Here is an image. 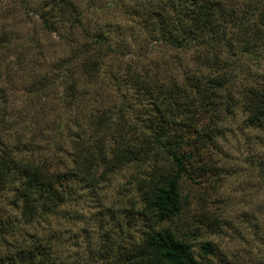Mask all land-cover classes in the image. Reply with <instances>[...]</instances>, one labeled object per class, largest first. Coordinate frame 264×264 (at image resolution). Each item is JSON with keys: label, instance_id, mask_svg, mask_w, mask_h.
Returning a JSON list of instances; mask_svg holds the SVG:
<instances>
[{"label": "trees", "instance_id": "1", "mask_svg": "<svg viewBox=\"0 0 264 264\" xmlns=\"http://www.w3.org/2000/svg\"><path fill=\"white\" fill-rule=\"evenodd\" d=\"M57 1L40 7L41 32L34 36L22 41L10 29H0V264H85L78 239L95 262L203 264L188 241L197 233L181 239L165 225L190 205L189 195L182 194L183 181L198 186L214 175V166L201 159L206 147L201 143L204 137L197 136L200 121H189L192 106H201L206 116L213 114L208 108L212 97L202 99L209 88L201 68L185 67L181 81L168 67L170 62L150 58L153 48L136 51L123 62L127 71L105 75L116 87L112 90L116 98L107 89L110 105H105L104 91L99 95L97 84L90 86L82 76L93 81L99 77L92 73L96 68L92 65H99L92 53L96 50L103 61L113 58L114 43L107 32L86 26L83 13L76 17L79 21L73 19L69 27L61 28L56 20L69 21V14L66 0ZM3 2L0 23L14 11L12 3L27 4ZM174 2L157 10L150 35L168 46L170 60L181 66L184 56L177 53L202 48L194 53L195 60L224 78L232 59L242 58L235 40L257 44L263 36L254 34L253 27L262 24L264 0ZM58 44L67 54L49 59L47 53ZM124 46H119L122 58L127 57ZM224 53L232 63L220 59ZM81 59V71L86 69L82 74L77 70ZM77 104L91 108L90 121L85 112L75 110ZM68 111L75 113L73 120ZM250 118L257 127L264 122V87L255 93ZM50 127L56 131L46 133ZM128 167L135 169L140 205L123 212L110 209L113 226H101L97 233L92 219L83 222L86 218L78 206L87 191L89 202H99L111 175ZM126 212L125 228L119 218ZM203 225L212 227L209 221ZM252 228V245L264 244V225L253 212ZM95 232L101 242H94ZM62 239L73 247L67 254L59 248ZM200 249L204 256L216 253L212 242ZM256 261L264 264V252L256 254Z\"/></svg>", "mask_w": 264, "mask_h": 264}, {"label": "rangeland", "instance_id": "2", "mask_svg": "<svg viewBox=\"0 0 264 264\" xmlns=\"http://www.w3.org/2000/svg\"><path fill=\"white\" fill-rule=\"evenodd\" d=\"M167 1L174 0H66L65 9L69 14V21L62 18L56 21L61 28H67L72 24L71 20L79 21L76 17L83 13V22L86 26L110 35L114 48L117 50L113 58L110 56L103 61L94 54L96 50L93 51L92 55L96 56L94 60L99 62V65H92L96 67L95 72L92 73L94 77L99 74V77L94 78L93 81L82 76L90 86L97 84L95 90L99 95L100 91H104L105 105H110L108 88L116 98V93L112 91L116 87L108 82L105 75L127 71L129 68L125 66L126 63L123 65V62L128 61L132 53L136 51L153 48L150 58L153 61L170 62L168 67L175 69L181 81L184 78L185 67L187 71L201 68L202 77H204L202 81L209 88L205 90V96L202 99L212 97L214 103L211 106L209 104L208 108L213 110V114L206 116L201 106H192L189 121L194 123L200 121L197 136L204 137L205 142L201 143L206 147L202 150L201 159L206 164L214 166V175L211 181L198 186L188 180L183 181L182 194L189 195L190 205L180 217L165 225L181 239L186 237L187 233H197L196 237L188 238V241L192 244L196 257L203 264H261L256 261V254L260 251L264 252V244L257 241L252 245V239L255 238L252 212L262 220L264 225V122L259 127L254 126L250 117L255 93L264 87V17L261 18V28L253 27L254 34L263 35L262 38L257 44L252 42L240 44L236 39L235 48L242 58L232 59L233 64L227 70L229 74L224 75V78H217L215 76L217 74H213L215 69L205 68L204 64L195 60L197 57L194 53L201 51L202 48L193 47L185 54L177 53L181 57L184 56L183 66H181L178 61L170 60L172 50L168 46L153 40V36L150 35L153 27L150 25L157 10L167 7ZM179 1L175 0L174 3ZM6 2L7 0H4L3 5ZM26 3L24 6L12 3L11 7L13 6L14 11L8 14L5 22L0 23V29H10L11 34L22 41L26 36H34L36 31L41 32V28H38L39 14L42 11L40 7L44 4L57 5L59 2L57 0H26ZM246 31L249 33L248 29ZM251 34L248 40L252 39L253 33ZM122 44L125 45L123 49L127 54L125 58L118 54L122 50L119 48ZM65 54L67 50L58 44L47 53V56L49 59L57 60ZM220 59L232 63L226 53L221 55ZM82 60L78 61L80 63L77 67L81 74L86 70L83 67L81 71L84 63ZM90 73L88 70L87 74L90 75ZM202 99L199 100L201 105ZM52 105L55 104L52 103ZM56 108L58 109V105ZM75 110L78 113L85 112L89 121L92 119L91 108L77 104ZM72 116H75V113L68 111L67 117L73 120ZM50 117L53 118L54 115ZM82 119L85 120V117ZM53 131L56 130L50 127L46 133L50 134ZM134 170L128 167L112 174L111 182H107L102 189L103 194L101 193L102 198H99V202L98 200L89 202L88 194L91 193L88 191L85 193L87 197L78 206V211L86 218L84 223L88 221L87 219H92V226H98L97 233L101 226L107 229L113 226L112 218L108 214L110 209L123 212L129 211L132 207H139L141 193L137 191L138 179L136 176L133 177ZM204 198L206 201H203ZM215 214L218 217L212 219ZM128 215L127 212L122 213L119 218V223L125 228L129 223ZM215 219L216 226H213ZM208 221L212 224L211 228L203 225V222ZM82 225L84 224H80ZM97 233L95 232L94 235L95 243L101 242ZM114 235L118 236L115 232ZM78 240L81 250L84 251L85 264H112L95 262L89 256V250H86L80 242L82 240ZM205 242L213 243L216 249L214 255L204 256L201 253L200 247ZM67 243L68 241L64 239L58 242L64 254L73 249ZM252 251L254 257H252Z\"/></svg>", "mask_w": 264, "mask_h": 264}]
</instances>
